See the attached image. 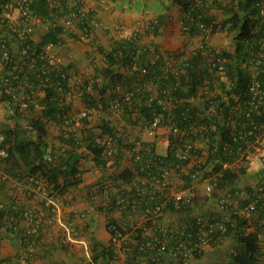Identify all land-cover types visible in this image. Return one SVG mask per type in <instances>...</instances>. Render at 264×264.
<instances>
[{
  "label": "trees",
  "instance_id": "16d2710c",
  "mask_svg": "<svg viewBox=\"0 0 264 264\" xmlns=\"http://www.w3.org/2000/svg\"><path fill=\"white\" fill-rule=\"evenodd\" d=\"M12 1L0 0V5ZM108 1L130 4L147 0ZM152 1L161 9L151 26L154 34L158 33L159 27L165 22L163 12L176 6L182 13V28L186 35L206 38L216 33H229L232 34L234 48L232 51L215 50L202 43L189 57L166 58L155 47L151 51V48L141 44L136 35L115 39L106 49L96 47V51L101 54L102 65L94 67L92 75L85 77L76 91L86 111L97 110L107 112V115L117 113L126 123L140 124L142 128L154 119H159V126L162 123L175 126L183 134L179 137L170 132V144L165 156L155 155L153 149L147 147V152H139V160L133 161L130 168L109 178L114 185L134 183L135 186H131L133 193H123L120 197H132L138 206L135 211L140 209L144 213L149 204L153 206L154 201H159V195L154 192L158 189L153 185L156 180H162L159 169H173L178 173L182 168L187 169V174L182 175L185 188L194 183L191 175L195 171L199 172L198 181L215 175L213 196L219 197L225 192L238 195L242 191L246 194L242 207L253 203L254 212L249 217L233 209L227 218L207 212L201 213L199 218L185 216L183 226L171 232V242L174 246L178 243L186 245L195 260L206 257L200 247L209 246L212 251L209 253L208 264H262L264 253L260 236L264 234V167L249 173L245 159L241 157L247 144L264 136V110L254 111L248 106V85L254 72L255 79L264 90V18L259 15L262 0ZM30 9L35 15L48 17L51 26L40 42H29V48L38 54L47 44L62 43L64 33L59 20L66 11V1L33 0ZM70 37L79 39L74 34ZM68 72V67L61 70L51 67V74L48 75L51 87L40 91L42 96L36 105L42 107V119L28 121L31 130L39 138L37 142L22 137L23 133L18 130L3 133L5 144L9 145L6 149L7 157L2 158L7 165L3 174L21 179L24 184L30 179L43 180L55 197L63 196L81 184L79 166L84 156L79 151L80 147L85 148L94 166L104 173L106 168L119 166L118 155L123 148H134L118 136L111 125V116L100 119L98 134L84 129L80 135L82 138H78L75 132H70L74 121L69 119L68 113L74 90ZM44 78L46 75L41 76V79ZM153 89L156 90L155 94ZM168 98L171 99L170 107H166ZM34 106H29L30 112ZM43 120L60 127V151L51 149L50 162L45 159V147L40 141L47 136ZM80 121L84 126L88 124L85 118ZM108 138L115 142L117 154L113 157H106ZM195 142H199L201 147L195 148ZM183 145L190 146L189 156L180 160L175 153L177 147ZM192 157L197 161L188 169ZM249 180H255V185H249ZM32 185L35 186L34 183ZM104 185L105 179L102 178L87 191L102 194ZM149 185L152 186L150 190L153 189L150 194L143 195L136 190L138 187L148 189ZM41 206L45 219L53 214L45 200H42ZM184 206L174 209L171 202L167 203L164 214L189 211L188 208L182 210ZM23 209L13 204L7 209L0 208V227L9 234L19 233L23 245L27 247L29 241L38 240V235L34 238L19 228L23 223ZM120 232L124 236L129 231ZM133 239L139 240L137 237ZM144 242L138 244V249ZM190 247L194 250H189ZM138 249L136 252H139ZM181 251H175V254L182 261L185 257Z\"/></svg>",
  "mask_w": 264,
  "mask_h": 264
},
{
  "label": "crops",
  "instance_id": "0c3cea01",
  "mask_svg": "<svg viewBox=\"0 0 264 264\" xmlns=\"http://www.w3.org/2000/svg\"><path fill=\"white\" fill-rule=\"evenodd\" d=\"M84 1L92 5L95 14L94 17L102 25L108 27L106 32L98 30L93 33L92 36L85 39L89 42V46L92 47V49L96 47L109 48L111 42L121 38L122 35L119 37L115 36L120 32V30H118L119 25H121L119 27H122V25L125 24V27H130L128 29L132 34L134 28L133 25L131 26V24L128 23V12L118 9H114L113 12L107 11V6H113L112 2L108 0ZM134 4L138 7V4L141 3L137 1L133 3L132 6H134ZM66 6V8H68L67 4ZM130 11L133 10L131 9ZM50 26L51 22L48 19L36 23L31 35L32 41L35 43L40 42V39L48 29H50ZM2 32L3 35L8 33V37L11 41L14 40V36L9 29H4ZM11 45L13 52H18V45L14 41H12ZM62 48L63 45L57 46L54 51L59 55ZM72 53L74 54V52ZM1 75L2 73H0V77ZM41 96L42 93L40 92H36L33 95V99L29 106L31 104L35 106L31 112L29 111V106L23 112L20 111L18 102H12L6 98L0 99V131L2 133H7L18 130V132L23 133L22 137L37 142L39 138L37 134L31 130L28 121L30 119H42V107L36 105V102H38ZM117 120L118 121L115 122L114 119H111L112 127H114L115 130H119L120 127H122V132L117 133L118 136L126 143L132 144L134 148L132 150L123 148L118 155L120 156V159H118L119 166H111L112 169H110L109 173L115 170L114 172L117 174L125 168H130L133 161L136 162L139 160V152L146 151L147 147L153 149L155 155H166L170 144L168 142L170 126L162 123L156 130L154 136H148L142 133L144 129L139 126L140 124L130 125L120 118H117ZM43 121L46 124L47 136L41 138L40 141L45 147L47 155L51 153V149L53 148L51 146V121ZM99 121L96 127L98 132H100L98 129ZM93 125V122H88L85 128L83 124L81 125L83 128H81L79 122L76 121L70 128V132H75L74 134H76L78 138H82L78 131L84 129L89 130ZM49 126L50 128H48ZM140 137L142 140H139L137 146L135 141ZM190 143L192 144L193 142ZM53 144L56 147L53 148L54 150L59 149V146H61L59 143V136L57 140H53ZM8 146V144H5L4 148L7 149ZM193 146L197 148L199 146L201 147V144L195 142ZM261 146L264 148V138L261 140ZM116 154L117 153H115V155ZM82 155L85 157V154ZM195 159L196 158L193 157L190 159L188 169L196 163L197 160ZM83 162L86 164L83 165ZM247 167L249 168L248 172L254 170L255 173L264 167V161L256 160L252 166ZM6 168L7 165L0 157V208L7 209L13 204L21 208H31L37 211L42 210V196L40 192L33 190L35 186H33L31 182L24 184L21 179L4 175L3 172ZM79 169L81 172V184L77 189L69 190L63 196L55 198L56 211L48 216L43 226L39 228L37 234L38 240L35 242L32 252L28 250L26 245H23L24 241L21 240L19 233L15 232L9 234L6 233L3 227H0V264H22L23 262L28 264H144L147 262L149 256L136 252L138 244L150 240L155 234L159 235L162 233L168 241V245L170 247L174 246L173 242H171V232H176L183 226L185 216L188 217L189 215L190 217L199 218L203 212L218 214L224 218L229 216V211L218 206L217 197L213 198L214 200L207 198L200 201H192L189 205L181 208L182 210L189 209V211L184 210L182 214L165 213L159 218L154 216L147 217L138 209L131 214L124 212L125 214L122 215V212L110 206V202L106 196H103L101 193L95 194V191L94 194L87 191L89 187L96 185L98 181L107 176L108 173H104L95 167L89 156L81 160ZM187 171V169L182 168L180 173H178L173 169H169L168 179L170 184L168 187L165 189H158L157 191L154 188L155 194L159 195V200L169 202L172 195L181 191L176 188V190L171 188L173 176L179 177V181L182 182V188H185L182 175L187 174ZM151 185H149L148 189L145 187H138L136 190L141 191L143 195L150 194V191H153V189L150 190L152 188ZM117 186L123 191L122 193H127L128 195L133 193L131 186H135V184L117 183ZM241 187L243 188V186ZM109 193L111 198L116 194L112 192V189ZM109 221L122 226L124 230H128L129 232H126L121 240H113L108 231ZM19 228L24 229L23 224H20ZM139 231H141V233H139ZM136 237L139 238L138 241L133 239ZM186 248L187 246L184 245L179 249L182 250L181 253H183L185 257L182 261L177 259L171 252H167L156 254L155 264H180V262L182 264H208L210 257L209 253L212 251L209 246L203 245L200 247V249L206 253V257L200 260L192 258L190 252ZM194 248L190 247L189 250H194Z\"/></svg>",
  "mask_w": 264,
  "mask_h": 264
},
{
  "label": "built area",
  "instance_id": "2783aa9c",
  "mask_svg": "<svg viewBox=\"0 0 264 264\" xmlns=\"http://www.w3.org/2000/svg\"><path fill=\"white\" fill-rule=\"evenodd\" d=\"M68 8L62 14L59 25L62 28L63 33H73L78 31L79 39L84 40L86 37L90 36L97 30L106 31L108 27L102 25L98 22L93 15V8L90 4L83 0H65ZM33 0H13L12 2L3 3L0 5V99L6 98L12 102H18V107L20 111H25L33 99V95L36 92H40L43 89L51 87V80L48 77L51 74V67L61 70L65 67V63L62 58L54 51L57 46H61V43L57 45L47 44L42 50L37 54L35 50L29 48V42H32L31 35L33 27L36 23H40L45 18L39 15H35L31 9L30 5ZM67 7V6H66ZM51 8V5H50ZM259 15L264 18V0L259 4ZM4 29H9L14 36V41L18 45V52H13L12 41L8 37V33L2 34ZM142 72H144L142 70ZM46 78L41 79V76ZM256 73L252 75V79L248 85V92L250 94V101L248 106L251 110H264V90L261 89L260 82L255 79ZM171 99L168 98L166 102V107H170ZM88 114L87 111H83L78 119L85 118ZM69 119L70 111L68 113ZM73 120V119H72ZM169 121V118L167 119ZM74 121V120H73ZM67 123V122H66ZM70 122H68L69 124ZM159 127V119H154L149 124H146L143 129L144 133L148 136H154L156 130ZM170 132L176 136L181 137L183 135L175 126H170ZM264 136L257 139L254 143L247 144L246 150L241 154V157L245 159V164L247 166H252L254 161L260 160L264 161V148L261 146V140ZM107 151L106 157H113L116 153L114 148L115 142H111L108 138L107 140ZM6 142L5 135L0 131V157L6 158L7 152L4 148ZM168 142H170L168 140ZM138 146L139 140L135 141ZM181 148V149H180ZM190 150L189 145H183L177 147L176 157L180 160H185L188 158V151ZM46 161H52L49 154L45 156ZM196 164V163H195ZM223 167H227L224 165ZM160 177L162 180H156L153 185L157 189H165L168 187V174L169 169L161 168ZM193 182H199V172H193L191 175ZM29 182L35 184L33 188L34 191L40 192L42 200H45L46 206L52 209L54 213L56 211V200L55 194L48 190L47 185L43 180H33L30 179ZM181 189V191L175 193L170 197V201H154L153 206L149 204L148 208L145 209V214L154 217H161L164 214L165 207L167 203H172L173 208L177 209L182 205H189V203L194 198V188L195 185ZM216 184L215 175L206 178L202 181L205 192L208 195L213 194V189ZM112 191L115 194V199H111L110 193H108L107 187H103V196L109 200L113 209L119 212L133 213L138 207L136 201L129 196L122 198L123 191L119 189L117 185ZM119 189V190H118ZM138 194V192L136 193ZM118 196V197H117ZM217 204L222 209L230 211L231 209L239 212L245 217H249L255 210L253 203L250 205L242 207V201L246 198L244 192H240L238 195H233L230 192H225L217 197ZM264 198V197H263ZM157 200V199H156ZM23 217V226L26 235L37 236L39 228L45 223V213L42 210H33L31 208H25L21 213ZM221 228V226L219 225ZM121 230H124L122 226L109 221L108 231L111 233L113 240H121L123 235ZM154 235L150 240L145 241L143 244L139 245L138 251L143 253L145 256H149L147 262L144 264H155V253H166L171 252L176 257L175 251H178L183 244L178 243L176 246L170 247L168 241L163 236L164 234ZM36 241H29L27 248L29 251L34 250V244ZM175 245V244H174ZM154 252V253H153ZM22 264H28L23 262Z\"/></svg>",
  "mask_w": 264,
  "mask_h": 264
},
{
  "label": "rangeland",
  "instance_id": "374dc122",
  "mask_svg": "<svg viewBox=\"0 0 264 264\" xmlns=\"http://www.w3.org/2000/svg\"><path fill=\"white\" fill-rule=\"evenodd\" d=\"M135 2L137 1H133L130 4H127L118 1L112 2L113 6L108 7L106 5L107 11L110 12H113L114 9L128 12V23L131 24V26L133 25L134 28L131 34L128 29L130 27H125V24H123L122 27H119L121 26L119 25L118 30H120V32H118L116 35L114 34L115 36L119 37L122 35V37H131L132 35H136L139 37L141 44L151 48V51H153V48L155 47L156 51L166 58L175 57L178 59H182L185 57H189L190 54L195 49L200 47L202 43H206L208 47H211L215 50L232 51L234 48L232 34L229 33H216L206 38H202V36L189 37L188 35H186L182 28V13L176 6H172L170 11L168 12H163L165 22L159 27L158 33L154 34L151 30V26L155 23V19L160 13L161 9H159V7H156V3H154L152 0L140 1L141 4H138V7L136 4L132 6ZM131 9L133 11H130ZM73 33H75L74 35L79 36L78 31H74ZM71 34L72 33L64 34L63 41L61 43V45H63V48L61 49L59 56L64 61L65 67L69 68L68 73L70 75V85L71 88L74 90V95L71 99L70 116L74 120V122H79L81 128H85V126H81L82 124H80L81 121L80 119H78V117L83 111H86V108L83 104L81 97L76 94V91L79 89L85 77H90L92 75V73L94 72V67L102 65V57L101 54H99L95 50L96 48L92 49V47L89 46V42H87L85 39L82 41L78 38H69V35ZM72 52H74V54ZM152 92L155 94L156 90L153 89ZM108 117H110V119H114L115 122L118 121L117 118H119L117 113L107 115V112L91 110L88 112L85 119L87 120V122L94 123V125L90 127V130L93 134H98L99 132L96 130L98 121L100 119H106ZM48 128H50V126ZM121 130L122 127H120V129L116 131L117 133H121ZM78 133L80 135L82 134L81 131H78ZM142 133H144V131ZM59 134L60 127L51 122V146L53 148H56L53 144V140H57ZM138 140H142V138L140 137ZM60 147L61 146H59V149H57L56 152L60 151ZM80 151L82 154H85L84 158H87V156H89L84 147H80ZM85 164L86 163L83 162V165ZM110 169H112V167L106 168V173H108V175L106 174L107 176L103 178L105 179L104 186H107V190L109 189L108 193L111 192V189L115 187L114 182L111 181V179L109 178L114 176L115 170H112L111 173H109ZM249 173H254V170H250ZM179 180V177L173 176V180L171 182L172 189H183L182 182ZM168 183L170 184L169 179ZM248 184L254 186L255 180H249ZM194 185L195 196L192 201H200L207 198L213 199L216 197L213 195H208L205 192L204 186L202 185V181L196 182L194 183ZM241 185L243 186V184ZM260 245L264 253V234L260 236ZM262 263L264 264V260H262Z\"/></svg>",
  "mask_w": 264,
  "mask_h": 264
},
{
  "label": "clouds",
  "instance_id": "9594fccd",
  "mask_svg": "<svg viewBox=\"0 0 264 264\" xmlns=\"http://www.w3.org/2000/svg\"><path fill=\"white\" fill-rule=\"evenodd\" d=\"M91 6H92V5H91ZM92 8H93V7H92ZM93 12H94V10H93ZM94 16H95V14H94ZM94 18H95V17H94ZM95 19H96V18H95ZM96 20H97V19H96ZM97 21H98V20H97ZM98 22H99V21H98ZM104 26H105V25H104ZM106 27H107V26H106ZM107 30H108V29H107ZM107 30H106V31H107ZM97 31H98V30H97ZM101 31H102V30H101ZM106 31H105V32H106ZM95 32H96V31H95ZM95 32H94V33H95ZM92 34H93V33H92ZM92 34H91L90 36H92ZM88 37H89V36H88ZM88 37H86V38H88ZM86 38H85V39H86Z\"/></svg>",
  "mask_w": 264,
  "mask_h": 264
}]
</instances>
